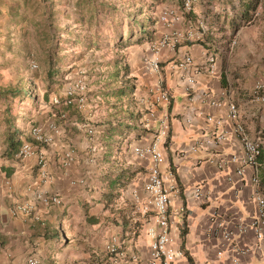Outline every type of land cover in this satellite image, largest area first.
<instances>
[{
    "label": "crops",
    "instance_id": "1",
    "mask_svg": "<svg viewBox=\"0 0 264 264\" xmlns=\"http://www.w3.org/2000/svg\"><path fill=\"white\" fill-rule=\"evenodd\" d=\"M212 6L201 0L191 14L212 27L215 21L210 11L222 8L221 4ZM206 46L204 38L183 40L174 49L159 53L162 61L167 60L161 72L142 68L143 84L161 82L170 95L169 103L151 105L146 117L152 128L143 136L134 135L139 134L136 130L126 131L110 141L104 129L123 120L131 124L125 117L102 119L96 125L84 122L83 126L79 125L82 118L69 117L70 122L58 125V131L48 129L52 143L37 148L45 153L47 178L41 177L35 154L4 169L10 178L4 176L0 185V264H26L31 255L40 264H109L105 246L115 237L119 251L138 255L139 261L130 264L147 261L150 238L146 228L153 223V212H144L147 197L142 185L148 166L133 148L144 139L151 141L164 117L168 133L159 145L165 156L162 171L172 190L171 235L185 253L179 264H233L234 258L239 264H264V240H257L251 229L238 231L256 217L253 175L264 197V100L236 101L245 132L251 138L259 137L262 145L258 165L246 166L239 175L242 150L238 137L230 132L224 141L216 140L214 134L222 127L207 120L208 116L222 118L223 127L228 128L227 103L234 100L224 82L220 54L215 76L196 70L209 51ZM186 54L194 65L183 69L177 62ZM188 76L194 77L193 85H188ZM145 85L135 95L146 104L153 98ZM213 100L221 106L212 105ZM54 121L50 117L44 123ZM89 125L95 130L94 141L82 128ZM128 173L130 178L116 190L112 209L106 207L103 178ZM50 195L59 197L60 203L43 200ZM227 233L230 236L225 238Z\"/></svg>",
    "mask_w": 264,
    "mask_h": 264
},
{
    "label": "rangeland",
    "instance_id": "2",
    "mask_svg": "<svg viewBox=\"0 0 264 264\" xmlns=\"http://www.w3.org/2000/svg\"><path fill=\"white\" fill-rule=\"evenodd\" d=\"M77 1L87 3L90 0H0V185L4 176L10 178L4 169L23 159L15 157L12 161L2 155L7 135L14 130L18 137L27 139L32 125L50 135V126L58 131V125L70 122L69 117L82 118L79 125L83 126L85 123L96 125L110 117L126 119L129 114L137 117L135 122L130 121L139 133L134 135L143 136L152 128L146 114L151 105L157 103L148 98L145 104L146 101L138 100L135 93L145 85L141 82L142 68L153 72L148 69V61L157 58L160 72L161 66L166 64L167 60L162 61L160 54L154 53L162 37L170 28L187 27L183 20L174 25L159 20L162 11L179 8L182 0H91L93 4H103L117 11L115 16L123 24L120 28L123 37L133 10L142 9L140 14L136 12V19L151 17L154 20V25L148 28L147 40L130 45L124 44L123 40L117 47L106 39L113 31L110 27L112 14L108 16L107 12H102L103 6L93 14L92 26L88 28L85 22L89 10L87 12L85 7L83 12L79 11ZM207 1L214 7L220 2ZM93 7L90 5L91 9ZM148 8L151 12L147 11ZM188 17L195 28L196 16L190 14ZM80 18L84 23L78 20ZM95 20L98 27L94 26ZM206 27L208 34L204 35V42L209 51L220 54V68L232 102L255 99V84L264 79V1L258 6L255 18L248 23L241 22L234 32L220 21ZM95 37L97 45L84 44L85 40H94ZM164 50L162 48L159 53ZM50 67L56 71L52 80L47 77ZM78 81L85 88L67 95ZM154 85L151 82L144 86L152 98L150 89ZM125 87H132L133 92L122 96L112 94ZM15 90L23 91V95L11 96L10 91ZM79 98H82L81 102H78ZM54 99L58 102L55 103ZM50 117L54 123H44ZM40 119L42 122L38 124ZM82 128L87 129L88 138L94 141V127ZM143 141L147 143L149 140Z\"/></svg>",
    "mask_w": 264,
    "mask_h": 264
},
{
    "label": "built area",
    "instance_id": "3",
    "mask_svg": "<svg viewBox=\"0 0 264 264\" xmlns=\"http://www.w3.org/2000/svg\"><path fill=\"white\" fill-rule=\"evenodd\" d=\"M201 0H182L179 8H168L159 14V20L163 24L174 25V23L186 21L188 24L185 29L174 30L170 28L168 33L165 34L160 43L157 44L155 54L159 55V51L164 49H174L181 41L204 38L207 27L201 21L196 20L197 26L194 28L188 17L193 11L195 4ZM190 24V25H189ZM201 66L196 65L198 72L202 71L211 76H215L217 72L216 62L217 53L213 51H207L204 55ZM177 62V61H176ZM178 66L186 69L187 67L193 66V59L190 54L184 55V57L177 62ZM148 69L153 72H158L159 67L157 64V58L151 59L147 62ZM188 85H193L195 79L192 76L187 77ZM85 87L78 81L73 90L68 91L67 95H72L74 90L81 91ZM153 93V101L156 103L167 104L170 102L169 92L165 89L161 82H156L154 87L150 89ZM254 92L256 93L255 99L264 100V79L258 81L255 84ZM82 98H79L78 102H81ZM57 103V99H54ZM212 105L221 106L219 101H211ZM227 121L230 123L228 128L223 127L225 120L219 117L208 116L207 120L214 123L218 127H222L218 133L214 134V137L218 141H224L230 132H233L237 137L241 145L242 160L241 166L237 170L239 175H243L246 170V166L256 167L258 165V158L261 155L262 145L261 139L251 138L245 132L244 126L240 121V113L238 106L233 102L227 103ZM162 125L159 130L156 131L151 141L147 143L137 145L133 148V153L147 163L146 176L143 181V191L147 197V203L144 205V212H153V223L146 228V234L150 238L149 244V259L143 264H179V261L185 257L183 249L176 245L171 235V221L172 216L170 212L171 194L172 190L166 184V174L163 173L162 167L165 163L164 152L160 148L159 139L165 138L168 133L167 120L164 117L162 119ZM50 128H55L50 126ZM92 133L91 130H89ZM28 135L33 138L36 143L23 140L21 147L16 154V158H26L33 154L36 156V162L40 169V175L43 179L47 178L45 171L46 157L42 150L37 149L38 146L45 147L52 141V134L48 135L44 133L39 126L32 125L28 129ZM195 151V146L191 148ZM235 156L232 157L234 161ZM252 184L256 187L253 193V201L256 204V217L253 219L251 224L247 226H240L238 231L245 233L251 229L257 240H264V197L258 190L259 179L257 176H252ZM195 195L199 196V189H195ZM43 200L47 203L59 204L60 199L56 195L44 196ZM230 233L224 235L228 238ZM117 238H112L105 246V252L108 256L109 264H130L139 261V257L136 253L130 252L126 254L118 250ZM2 250V244L0 242V252ZM245 252V251H243ZM233 264H239L238 258H234ZM26 264H40L38 257L31 255L27 258Z\"/></svg>",
    "mask_w": 264,
    "mask_h": 264
},
{
    "label": "trees",
    "instance_id": "4",
    "mask_svg": "<svg viewBox=\"0 0 264 264\" xmlns=\"http://www.w3.org/2000/svg\"><path fill=\"white\" fill-rule=\"evenodd\" d=\"M212 1V0H210ZM220 1V2H219ZM219 4H221L222 8L218 10L216 13H213L210 11V17L213 21H215V25L218 24L220 21L224 26L230 29V31L234 32L241 22H250L255 18L256 10L260 4L263 3L264 0H219ZM86 2V1H85ZM93 1H89L87 3H84L82 1H77L76 8L83 12L84 8L86 7L87 12V21L86 26L90 28L92 26L93 21V14L97 12L100 8H103L102 12H107V15L111 16L112 14V23L110 27H113V31L110 35H107L106 39L110 40L113 46H121L124 40V44L130 45L135 44L138 41L147 40L149 38V29L154 25V20L151 19V17H146V19H136L135 15L136 12H139V14L142 12V9H135L130 13V16L128 17V25L126 27V35L123 37L120 33V28L122 27V23L120 19L115 16L116 10H113L112 7H106L103 4L96 5L95 3H92ZM211 4V3H210ZM90 5L94 6L92 9L90 8ZM148 12H151V8L147 9ZM80 22L84 23V21L80 18L78 19ZM94 26L98 27L99 23L97 20L94 21ZM136 28V30H135ZM83 37L82 35H79ZM97 37L94 38V40H85L81 43L89 44L92 46H95L98 44ZM124 69L127 72V66H124ZM55 70L51 67L47 70V77L52 80L55 74ZM129 89V91H128ZM23 91H10V95L13 97L23 95ZM128 92H133V88L125 87V89L121 91H113L112 94L117 96H122L124 94H127ZM136 115L129 114L126 118L129 121H136ZM135 130V125L125 123L124 121L122 123H117L116 125L109 124V127L104 129L105 135L108 136L110 141L115 140V135H124V132H132ZM27 139H22L17 136V131L14 130L7 135V145L3 151V157L6 159L14 160L16 157V154L18 153L21 144L23 140L29 141L31 143H36V141L31 138L29 135L26 137ZM260 157V156H259ZM12 172V169H9L7 171L8 174ZM131 173H128L126 175H115V176H107L103 178L104 186L106 187L105 191L102 193V198L106 201L105 206L110 207L112 209V206L117 198V189L122 186V184L127 181V179L130 178ZM125 180V181H124ZM139 226H137L136 229H138ZM137 234V231H136Z\"/></svg>",
    "mask_w": 264,
    "mask_h": 264
}]
</instances>
